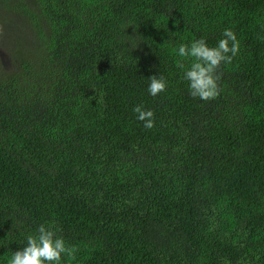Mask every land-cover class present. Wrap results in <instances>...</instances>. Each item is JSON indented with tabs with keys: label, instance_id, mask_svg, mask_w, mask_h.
<instances>
[{
	"label": "trees",
	"instance_id": "trees-1",
	"mask_svg": "<svg viewBox=\"0 0 264 264\" xmlns=\"http://www.w3.org/2000/svg\"><path fill=\"white\" fill-rule=\"evenodd\" d=\"M0 4V264L41 224L62 264H264V0ZM225 29L238 54L194 98L175 50Z\"/></svg>",
	"mask_w": 264,
	"mask_h": 264
},
{
	"label": "clouds",
	"instance_id": "clouds-1",
	"mask_svg": "<svg viewBox=\"0 0 264 264\" xmlns=\"http://www.w3.org/2000/svg\"><path fill=\"white\" fill-rule=\"evenodd\" d=\"M223 38L215 47H210L203 38L190 44H181L175 51L181 58H190L191 63L183 69V79L187 81L189 93L194 98L211 100L218 94V75L216 69L221 63H230L238 54L239 44L235 34L225 29ZM163 77L152 76L148 85V93L155 97L166 89ZM137 119L143 122L146 129L154 126V113L142 106L133 109ZM75 249L69 248L65 240L50 227L41 224L33 234L26 236V244L15 251L8 264H62L65 256H73Z\"/></svg>",
	"mask_w": 264,
	"mask_h": 264
},
{
	"label": "rangeland",
	"instance_id": "rangeland-1",
	"mask_svg": "<svg viewBox=\"0 0 264 264\" xmlns=\"http://www.w3.org/2000/svg\"><path fill=\"white\" fill-rule=\"evenodd\" d=\"M4 16L7 17L6 13L3 12L2 10V6L0 4V24H1V21L3 20ZM11 18H14V15H11ZM19 22H20V19H16V21L14 20L13 21V24L14 23H17L18 27H19ZM1 33V32H0ZM1 41V39H0ZM3 59H6V54H5V51L2 50V48L0 49V60H3ZM1 66V65H0ZM6 68V67H5Z\"/></svg>",
	"mask_w": 264,
	"mask_h": 264
}]
</instances>
